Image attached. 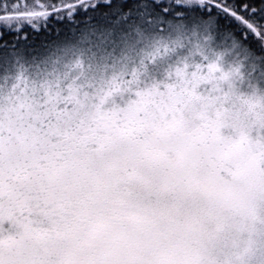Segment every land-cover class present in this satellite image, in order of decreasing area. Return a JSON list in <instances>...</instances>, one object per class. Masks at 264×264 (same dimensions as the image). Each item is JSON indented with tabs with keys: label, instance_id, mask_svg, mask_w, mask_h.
<instances>
[{
	"label": "snow or ice",
	"instance_id": "obj_1",
	"mask_svg": "<svg viewBox=\"0 0 264 264\" xmlns=\"http://www.w3.org/2000/svg\"><path fill=\"white\" fill-rule=\"evenodd\" d=\"M0 264H264V0H0Z\"/></svg>",
	"mask_w": 264,
	"mask_h": 264
}]
</instances>
